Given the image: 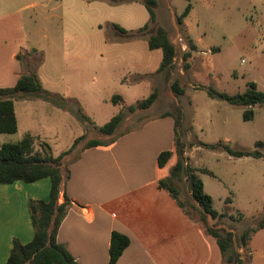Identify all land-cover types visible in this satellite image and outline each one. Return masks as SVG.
Segmentation results:
<instances>
[{"label":"rangeland","instance_id":"1","mask_svg":"<svg viewBox=\"0 0 264 264\" xmlns=\"http://www.w3.org/2000/svg\"><path fill=\"white\" fill-rule=\"evenodd\" d=\"M187 3L192 6L186 17L191 37L200 41L199 47H208L194 51L185 69L180 48L185 40L175 16ZM154 12L155 26L167 30L176 49L169 77L156 72L161 51L147 47V30L137 31L148 20L142 0H0V87H12L27 73L35 74L41 85L39 92H20L12 98L16 129L0 133V144L28 134L36 149L45 143L56 156L83 134L68 156L73 158L88 139L110 137L78 118V108L100 126L120 108L127 109L157 89L154 104L128 112L121 129L179 109L186 161L210 172L198 175L213 208L225 214L208 218L207 224L223 235L232 233V248L241 264H264V226L250 234L246 246L239 241L243 230L256 228L264 215V146L256 145L264 144V104L233 105L207 93L209 87L242 93L250 81L264 92V0H156ZM174 79L183 90L177 97L170 89ZM115 94L121 96L117 105L110 101ZM248 110L251 117L245 119ZM219 142L260 156H230L205 146ZM177 184L188 213L177 218L179 225L173 226L165 243L170 249L161 264H226L199 222V208L185 177Z\"/></svg>","mask_w":264,"mask_h":264},{"label":"crops","instance_id":"2","mask_svg":"<svg viewBox=\"0 0 264 264\" xmlns=\"http://www.w3.org/2000/svg\"><path fill=\"white\" fill-rule=\"evenodd\" d=\"M184 24L191 37L186 18ZM192 40L197 53L208 47H199L200 41ZM180 48L183 51L185 43H180ZM167 112L146 118L131 129L118 126L106 138L113 139L108 145L86 149L81 146L75 157L65 155L58 202L66 194L72 205L57 229L56 241L67 248L77 264H109L108 247L113 231L129 239L117 264L165 261V253L170 249L165 243L173 226L179 225L177 218L185 215L157 184L175 160L171 158L164 167L157 165L161 151L174 149V120L165 115ZM49 189L48 177L30 183L0 184V264H5L14 238L21 243L32 239L28 201L47 200Z\"/></svg>","mask_w":264,"mask_h":264},{"label":"trees","instance_id":"3","mask_svg":"<svg viewBox=\"0 0 264 264\" xmlns=\"http://www.w3.org/2000/svg\"><path fill=\"white\" fill-rule=\"evenodd\" d=\"M117 1V0H113ZM134 1V0H121ZM148 12L147 22L137 31L147 30V47L150 50L160 49L161 61L156 72L163 73L165 77H169L174 68V59L176 57L175 46L168 36V32L161 26H155L154 6L156 0H142ZM192 6L187 3L180 14L175 16L176 23L180 29L186 44V48L182 52L183 67L187 69L190 66L188 61L194 51L196 45L192 38L187 34L184 19L188 16ZM112 27L119 33L124 34L125 30L118 24H112ZM17 55V54H16ZM249 87L242 93L227 94L217 92L212 88L207 89L210 97L219 98L233 105L251 106L257 103L264 104V92L256 88V83L250 81ZM170 89L174 96L181 95L183 90L177 79L170 83ZM41 90L40 81L33 73L20 75L12 87H0V133H11L16 129V118L12 98L20 92H39ZM47 99L53 98V95L44 94ZM158 97L157 89H153L143 100L131 104L127 109L120 108L119 111L110 117L108 121L100 126L94 124L86 115L77 109V116L89 126H92L96 132L101 135H111L118 126L121 125L123 119L128 112L136 109L148 108ZM121 100V96L115 94L110 101L117 105ZM165 115H170L174 120V149L164 150L157 155V165L164 167L171 158L174 162L168 170V174L158 179V188L167 192V194L175 201L177 206L186 211L184 202L180 199V189L177 182L182 176L185 177L190 197L199 208L200 223L207 235L211 236L220 251L221 259L226 264H241V258L238 252L232 248V233L226 232L224 235L217 228L207 224V219H216L223 217V213L217 212L212 206V198L204 191L203 182L198 175L199 172L210 173L206 169H196L188 164L184 155L185 145L180 139L178 128L181 126V112L177 109L176 113L168 111ZM245 119L251 117V111L243 113ZM84 135L76 137L72 144L58 155L53 156L47 144L42 143L40 150L34 146L33 138L26 134L19 141L0 144V184H7L14 181H22L30 183L38 179L48 177L50 179V189L47 200L29 199L28 208L30 212L31 222L33 226V237L27 243H21L17 239L12 240L8 258L5 264H77L74 257L69 253L67 248L56 241L57 229L63 220L68 209L71 207L70 199L64 194V200L59 203V193L63 181L62 167L65 155L71 153L83 139ZM113 139L103 141L96 138L88 139L83 145V149L95 146H105L111 143ZM256 145L264 144L257 142ZM210 149H221L230 156L241 157L244 155L260 156V153L246 152L232 149L227 143L219 142L215 144H205ZM192 207H195L192 204ZM187 212V211H186ZM188 213V212H187ZM239 215L241 216L240 212ZM264 226V215L258 221L256 228L248 227L243 230L239 236L240 246H246L250 234ZM129 239L124 234L113 231L110 236L108 254L109 264H117L119 256L128 246Z\"/></svg>","mask_w":264,"mask_h":264}]
</instances>
